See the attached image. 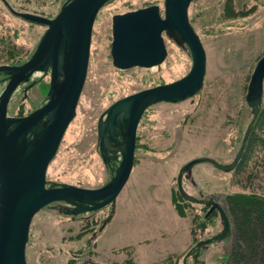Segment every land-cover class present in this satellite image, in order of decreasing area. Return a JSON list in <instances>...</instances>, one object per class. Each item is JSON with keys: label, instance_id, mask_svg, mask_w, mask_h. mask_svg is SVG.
<instances>
[{"label": "rangeland", "instance_id": "1", "mask_svg": "<svg viewBox=\"0 0 264 264\" xmlns=\"http://www.w3.org/2000/svg\"><path fill=\"white\" fill-rule=\"evenodd\" d=\"M7 1L17 11L53 17L65 0ZM149 4H157L162 13L163 0H109L97 12L84 85L75 116L47 166L48 181L87 188L104 184L110 174L98 152L100 113L122 96L173 81L189 70L187 48L165 35L167 55L161 65L125 70L112 66V15ZM188 18L205 50L200 90L178 102L155 103L143 112L131 172L101 230L98 227L109 205L74 218L51 206L35 213L25 247L26 264H182L189 247L220 227L218 215L202 222L206 207L180 199L176 175L193 157L209 155L226 162L236 151L250 116L244 100L246 86L264 52V0H195L189 4ZM44 29L13 15L0 0V64L26 60ZM48 75L36 72L25 97L22 88L17 89L8 114L20 116L38 106ZM4 84L0 81V92ZM242 178L243 171L225 172L202 162L193 166L182 183L194 196H212L228 215L225 196L244 191L238 184ZM229 237L210 243L200 259L205 264H222ZM192 262L189 257L187 264Z\"/></svg>", "mask_w": 264, "mask_h": 264}, {"label": "water", "instance_id": "2", "mask_svg": "<svg viewBox=\"0 0 264 264\" xmlns=\"http://www.w3.org/2000/svg\"><path fill=\"white\" fill-rule=\"evenodd\" d=\"M8 10L26 21L45 26L34 50L20 64H0L6 80L0 92V264H26L25 247L30 223L44 206L56 208L71 217L96 211L106 205L109 213L98 227L111 218L115 199L124 186L133 165L136 128L149 106L158 102H178L195 95L205 74L203 44L188 18V7L195 0H163V10L149 4L111 17V64L116 69L150 68L161 64L166 55L164 35L187 48L191 66L180 78L146 87L116 99L98 116V151L110 177L99 187L87 188L70 183L48 181L46 170L60 140L75 116L84 85L94 19L109 0H65L53 17L17 11L7 0ZM36 72L49 73L43 101L26 114L9 115L11 95L22 87L23 97L35 83ZM264 52L250 73L244 94L249 119L240 143L229 161L209 155L193 157L180 166L176 187L180 197L190 203L208 204L204 217L215 210L220 227L199 239L182 256L181 263L205 264L199 259L208 244L230 235L225 209L212 196L188 193L182 180L191 175L197 163L206 162L221 171H231L240 160L263 102ZM117 162V164H114ZM57 203L56 205H51ZM94 235V233L92 234Z\"/></svg>", "mask_w": 264, "mask_h": 264}, {"label": "trees", "instance_id": "3", "mask_svg": "<svg viewBox=\"0 0 264 264\" xmlns=\"http://www.w3.org/2000/svg\"><path fill=\"white\" fill-rule=\"evenodd\" d=\"M22 62L17 59L6 64ZM231 171H243V178L238 184L244 191L225 196L231 236H228L230 244L221 263L264 264V92L263 102L244 152ZM180 199L183 200L181 197ZM214 213L201 221L217 218V213ZM205 250L206 248L201 254Z\"/></svg>", "mask_w": 264, "mask_h": 264}, {"label": "flooded vegetation", "instance_id": "4", "mask_svg": "<svg viewBox=\"0 0 264 264\" xmlns=\"http://www.w3.org/2000/svg\"><path fill=\"white\" fill-rule=\"evenodd\" d=\"M47 73H48V72H47ZM48 74H49V73H48ZM33 75H34V74H33ZM33 75H32V77H31V79H30L29 81L33 80V77H34ZM0 76H1V77H0V81H2V82L5 83L6 80H4V78H5L4 75H0ZM48 76H49V75H48ZM34 81H35V80H34ZM25 84H26V83L21 84L19 88H22ZM4 85H5V84H4ZM47 87H48V86H47ZM19 88H18V89H19ZM12 95H13V94H12ZM12 95H11V96H12ZM10 99H11V97H10ZM9 101H10V100H9ZM8 103H9V102H8ZM7 107H8V106H7ZM98 152H99V151H98ZM100 158H101V157H100ZM102 163H103V162H102ZM114 164H116V162H115ZM104 166H105V165H104ZM105 167H106V166H105ZM106 168H107V167H106ZM107 169H108V168H107ZM201 194H202V193H201ZM197 197H200V196H197ZM197 204L203 205L204 207H206V210H207L208 207H209L208 204H203V203H202V204H201V203H197ZM106 206H108V205H106ZM104 207H105V206H104ZM89 212H90V211H89ZM214 212H216V211L213 210L209 215H211V214L214 213ZM84 213H85V212H84ZM216 213H217V212H216ZM77 215H79V214H77ZM209 215H208V216H209ZM217 215H218V214H217ZM75 216H76V215H75ZM75 216H73V217H71V218H74ZM205 218H206V217H205ZM200 256H201V254L199 255V259H200ZM196 264H199V263L197 262Z\"/></svg>", "mask_w": 264, "mask_h": 264}, {"label": "bare ground", "instance_id": "5", "mask_svg": "<svg viewBox=\"0 0 264 264\" xmlns=\"http://www.w3.org/2000/svg\"><path fill=\"white\" fill-rule=\"evenodd\" d=\"M161 65V64H160Z\"/></svg>", "mask_w": 264, "mask_h": 264}]
</instances>
